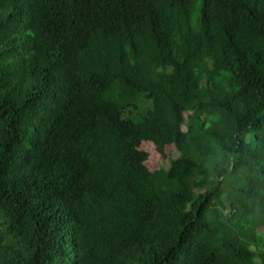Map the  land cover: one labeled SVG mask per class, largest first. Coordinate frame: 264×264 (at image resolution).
<instances>
[{"label":"trees","instance_id":"16d2710c","mask_svg":"<svg viewBox=\"0 0 264 264\" xmlns=\"http://www.w3.org/2000/svg\"><path fill=\"white\" fill-rule=\"evenodd\" d=\"M0 264H264V0H0Z\"/></svg>","mask_w":264,"mask_h":264},{"label":"rangeland","instance_id":"374dc122","mask_svg":"<svg viewBox=\"0 0 264 264\" xmlns=\"http://www.w3.org/2000/svg\"><path fill=\"white\" fill-rule=\"evenodd\" d=\"M168 156H169V159H160L157 156H155V153H154V156H153L154 157V166H153V168L154 169L165 168L166 170L169 171L172 167V161L177 160L180 157V153L176 147H172L168 150Z\"/></svg>","mask_w":264,"mask_h":264}]
</instances>
